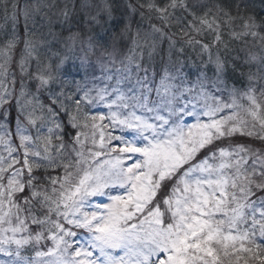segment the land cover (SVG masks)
I'll return each mask as SVG.
<instances>
[{
  "label": "snow or ice",
  "instance_id": "6c2138e0",
  "mask_svg": "<svg viewBox=\"0 0 264 264\" xmlns=\"http://www.w3.org/2000/svg\"><path fill=\"white\" fill-rule=\"evenodd\" d=\"M0 264H264V0H0Z\"/></svg>",
  "mask_w": 264,
  "mask_h": 264
},
{
  "label": "trees",
  "instance_id": "16d2710c",
  "mask_svg": "<svg viewBox=\"0 0 264 264\" xmlns=\"http://www.w3.org/2000/svg\"><path fill=\"white\" fill-rule=\"evenodd\" d=\"M257 10H260V0H257Z\"/></svg>",
  "mask_w": 264,
  "mask_h": 264
},
{
  "label": "rangeland",
  "instance_id": "374dc122",
  "mask_svg": "<svg viewBox=\"0 0 264 264\" xmlns=\"http://www.w3.org/2000/svg\"><path fill=\"white\" fill-rule=\"evenodd\" d=\"M0 259H4V257H0Z\"/></svg>",
  "mask_w": 264,
  "mask_h": 264
}]
</instances>
